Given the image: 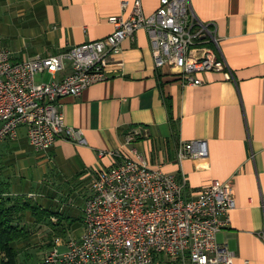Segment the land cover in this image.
Wrapping results in <instances>:
<instances>
[{
  "label": "crops",
  "instance_id": "obj_1",
  "mask_svg": "<svg viewBox=\"0 0 264 264\" xmlns=\"http://www.w3.org/2000/svg\"><path fill=\"white\" fill-rule=\"evenodd\" d=\"M137 1L149 17L162 0H0L1 27L3 18L11 16L7 26L17 27L26 42L11 48L2 30L0 36L15 62L37 54L57 55L111 35L108 19L127 18ZM123 3L128 5L125 10ZM190 3L199 19L217 24L220 52L228 68L197 74L200 86L182 85L179 70L155 67L149 36L139 30L134 41L121 44L107 80L90 86L79 98L61 101L66 124L82 130L87 145L60 138L50 151L37 153L24 128L17 139L0 145V159H7L0 170L7 168L14 179L5 182L10 194L30 196L61 219L57 224V218H52L53 227L35 225L27 214L33 235L17 245L22 249L21 264H43L36 259H44L56 237L63 242L80 239L82 209L93 179L121 162L118 157L101 158L99 152L129 155L133 149L152 169L177 180L183 175L190 196L213 182L231 181L235 209L217 241L235 255L234 264H264L260 238L264 231V0ZM8 28L5 32L13 39ZM70 72L68 65L55 79L60 81ZM133 130L142 135L126 147V135ZM195 140L208 143L207 159L179 163L178 144ZM62 197L67 205H61ZM38 229L42 243L32 240ZM37 246L41 252L34 254L31 250Z\"/></svg>",
  "mask_w": 264,
  "mask_h": 264
},
{
  "label": "built area",
  "instance_id": "obj_2",
  "mask_svg": "<svg viewBox=\"0 0 264 264\" xmlns=\"http://www.w3.org/2000/svg\"><path fill=\"white\" fill-rule=\"evenodd\" d=\"M127 6L123 3L122 10ZM108 22L113 32L103 40L20 62L13 60L0 36V145L17 139L21 128L37 153L50 151L60 138L87 145L82 130L66 124L61 101L79 98L90 86L107 80L121 44L134 41L139 30L149 36L155 67L179 70L182 85L200 86L197 74L228 68L220 52L217 24L199 19L190 0H162L149 17L137 1L127 18L113 16ZM68 65L71 72L55 79ZM44 74L52 80L37 81ZM141 135L137 130L129 132L124 146ZM106 156L121 162L93 179L82 209V236L65 242L54 238L44 264H158L161 255L181 264H234L235 255L217 241L235 209L231 181L213 182L190 196L183 175L177 180L152 169L135 149L129 155L99 152V157ZM207 157L206 141L178 144L179 163ZM260 238L264 241V231Z\"/></svg>",
  "mask_w": 264,
  "mask_h": 264
},
{
  "label": "trees",
  "instance_id": "obj_3",
  "mask_svg": "<svg viewBox=\"0 0 264 264\" xmlns=\"http://www.w3.org/2000/svg\"><path fill=\"white\" fill-rule=\"evenodd\" d=\"M27 214L34 220L35 225L46 224L53 227L52 218H57V224L61 222L57 215L42 209L28 196L12 195L9 189L6 190L5 184L0 183V264H21L22 249L17 245L33 235L32 229L27 226ZM158 262L173 264L163 255Z\"/></svg>",
  "mask_w": 264,
  "mask_h": 264
},
{
  "label": "rangeland",
  "instance_id": "obj_4",
  "mask_svg": "<svg viewBox=\"0 0 264 264\" xmlns=\"http://www.w3.org/2000/svg\"><path fill=\"white\" fill-rule=\"evenodd\" d=\"M3 19H4V24H3V27H1V25H0V30H2V32H3L2 37L5 39L4 41L7 44V46H10L12 48L13 46L17 47L18 44L25 43L26 42L25 36L19 35L20 32H18V28L17 27H14L13 29H11L10 25L7 26V23L8 22H7L6 19L9 20V23L8 24H11V16L5 17ZM6 27H9L8 30H7L8 34L9 35H14V38L13 39L12 38H9L8 35L6 34V32H5L6 31V29H5ZM10 30H11V32H10ZM50 80H51L50 79V76H48L47 74H44V75H41V76H38L37 77V81H42L44 83L50 82ZM8 141H10V140H8ZM1 149H3V146H1ZM6 160L7 159H5V158L2 159V160L0 159V168H2V165L5 166V163H6L5 161ZM4 172H6V173H4ZM10 180L11 181L14 180V179H12V173H11V171H8L7 172V168H4V169L0 170V183L5 184V182L10 181ZM23 180L25 181V178L22 179V181ZM7 189L8 188H6V190ZM38 189L39 188H36L35 191H38ZM10 190H12V188ZM29 198H30V196H29ZM62 200L63 201H62L61 205L62 204L63 205H67L68 204V203H64V198L63 197H62ZM78 224H81V223H79V221H77V224L76 225H78ZM83 228H84V226H83ZM39 230L40 229H38V230L35 231L36 234L33 236L32 240H36L35 242H38L39 241L40 243H42V241H44V237H42V233H38ZM65 237H67V236H65ZM46 241H47V239H46ZM48 241H49V239H48ZM40 248L41 247H38V246L37 247H33L31 251L34 254H37V253L41 252V249ZM59 249H60L61 252H63L65 250V248H63V247H59ZM38 259H36V262H41L43 260V257L40 258V261H38ZM165 261L168 262L167 259H165ZM169 261H171V260L169 259ZM172 263L173 264H181L180 261H172Z\"/></svg>",
  "mask_w": 264,
  "mask_h": 264
}]
</instances>
